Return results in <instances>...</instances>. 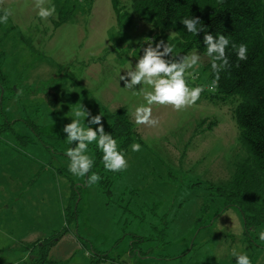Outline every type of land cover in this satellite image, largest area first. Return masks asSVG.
Here are the masks:
<instances>
[{"label": "rangeland", "instance_id": "374dc122", "mask_svg": "<svg viewBox=\"0 0 264 264\" xmlns=\"http://www.w3.org/2000/svg\"><path fill=\"white\" fill-rule=\"evenodd\" d=\"M47 5L56 13L42 20L35 0L0 3L1 12L13 13L7 25L0 23V69L7 79L0 87V264H25L24 246L64 229L71 182L80 186L72 204L76 219L50 252L65 264H89L96 252L125 264H235L233 250L264 264V229L247 243L239 210L208 198L211 184L228 179L246 156L233 117L236 100L213 95L205 83L191 107L153 105L159 124L137 125L133 113L151 88L130 90L119 80L149 38L173 45L176 55L199 53L200 67L186 73L190 88L203 81L205 56L195 49L180 53L173 31L155 35L129 9L118 21L110 0ZM81 104L101 114L103 125L109 112L125 106L143 141L140 151L131 149L138 142L128 146V166L113 178L109 194L97 183L82 186L85 177L68 170L66 151L75 144L63 127Z\"/></svg>", "mask_w": 264, "mask_h": 264}, {"label": "trees", "instance_id": "16d2710c", "mask_svg": "<svg viewBox=\"0 0 264 264\" xmlns=\"http://www.w3.org/2000/svg\"><path fill=\"white\" fill-rule=\"evenodd\" d=\"M121 1L110 0L118 21L123 15L121 12L125 14L129 9L140 22L151 25L156 30L155 35L173 31L178 37L180 53L195 49L205 56L207 60L203 64V81L196 86L205 83L208 85L214 79L211 58L206 56L204 33L201 32L198 36L189 33L181 23L182 19L198 16L207 26L206 31L214 36L223 34L229 38L230 67L220 72L218 87L213 95L236 100L233 117L239 131L238 139L246 150V156L234 164L228 179L211 184L208 198L213 203L221 202L223 208L233 206L239 210L245 239L252 244V234L260 228L264 229V0H126L129 1V6L128 2L126 5ZM91 3L92 0H89V4ZM240 43L248 47L246 61L238 60L235 49L232 48V44ZM237 64L239 67H236ZM6 82V76L0 69V87L4 88ZM46 95L54 106L57 102L55 95ZM210 126L211 123L207 127ZM103 127L105 132L117 140L118 148L124 154L133 142L143 144L125 106L109 112L107 123ZM90 148L94 163L88 175L98 173L101 177L97 182L98 186L109 194L113 178L121 174V171L105 169L102 151L96 144ZM86 181L87 176L82 186L87 185ZM79 188L80 186L71 182L69 202L64 208V229L24 246L28 255L25 264H65L66 260L56 258L50 252L76 219L77 208L72 204L77 200ZM206 209L207 205L203 204L202 211ZM262 244L264 248V243ZM94 255L89 264H125L105 253L96 252Z\"/></svg>", "mask_w": 264, "mask_h": 264}, {"label": "clouds", "instance_id": "9594fccd", "mask_svg": "<svg viewBox=\"0 0 264 264\" xmlns=\"http://www.w3.org/2000/svg\"><path fill=\"white\" fill-rule=\"evenodd\" d=\"M2 2L3 0H0V3ZM46 2L47 0H35L37 15L42 20H47L56 13L55 5L46 6ZM12 14L10 8H3L0 23L7 25ZM181 23L189 33L197 36L201 32L204 33L203 43L206 46V56L211 58V70L214 73V79L207 85V90L214 93L218 87L220 72L230 67L228 47L231 42L223 34L214 36L206 31L207 26L198 16L184 18ZM144 43L147 46L143 47L142 55L136 60L134 67L130 66L124 74H119V80L123 81L124 87L130 90L140 85L150 86V91L143 92L146 104L136 107L133 115L137 125L156 127L159 120L153 116V105H170L174 110L179 111L191 107L200 98L205 86L198 85L190 88L186 81V73L191 74L190 70L200 67L201 56L198 52L176 55L174 46L164 40L154 43V39L149 38ZM232 48L235 49L238 60L248 59L246 44H232ZM130 65H132L131 62ZM236 67L239 65L237 64ZM73 116L71 122L63 127L68 143L75 144V147L68 148L66 151V156L70 161L68 170L78 177L87 176L88 186L96 184L101 179L100 175L95 172L88 175L94 163V156L89 154V145L93 142L103 153L105 169L113 172L126 170L128 164L125 155L119 150L117 140L105 132L102 115H92L90 109L81 104L73 112ZM86 117H88V123L85 126ZM91 125H96V127L93 128ZM131 149L134 152L140 151L141 145L133 143ZM259 238L264 240V232H260ZM232 256L235 257V264H251L249 256L245 253H237L233 250Z\"/></svg>", "mask_w": 264, "mask_h": 264}, {"label": "crops", "instance_id": "0c3cea01", "mask_svg": "<svg viewBox=\"0 0 264 264\" xmlns=\"http://www.w3.org/2000/svg\"><path fill=\"white\" fill-rule=\"evenodd\" d=\"M37 240V239H36Z\"/></svg>", "mask_w": 264, "mask_h": 264}]
</instances>
